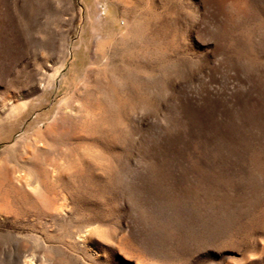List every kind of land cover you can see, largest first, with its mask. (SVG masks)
Segmentation results:
<instances>
[{
	"label": "rangeland",
	"instance_id": "rangeland-1",
	"mask_svg": "<svg viewBox=\"0 0 264 264\" xmlns=\"http://www.w3.org/2000/svg\"><path fill=\"white\" fill-rule=\"evenodd\" d=\"M24 260L264 264V0H0V264Z\"/></svg>",
	"mask_w": 264,
	"mask_h": 264
},
{
	"label": "bare ground",
	"instance_id": "bare-ground-1",
	"mask_svg": "<svg viewBox=\"0 0 264 264\" xmlns=\"http://www.w3.org/2000/svg\"><path fill=\"white\" fill-rule=\"evenodd\" d=\"M57 209H59V208H57ZM24 264H34V263L29 261V260H24Z\"/></svg>",
	"mask_w": 264,
	"mask_h": 264
}]
</instances>
